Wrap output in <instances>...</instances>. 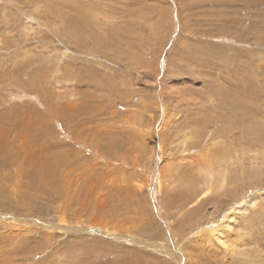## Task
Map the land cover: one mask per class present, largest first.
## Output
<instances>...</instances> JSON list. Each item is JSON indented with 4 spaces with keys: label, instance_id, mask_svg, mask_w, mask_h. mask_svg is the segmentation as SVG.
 <instances>
[{
    "label": "rangeland",
    "instance_id": "374dc122",
    "mask_svg": "<svg viewBox=\"0 0 264 264\" xmlns=\"http://www.w3.org/2000/svg\"><path fill=\"white\" fill-rule=\"evenodd\" d=\"M0 118V264H264V0H0Z\"/></svg>",
    "mask_w": 264,
    "mask_h": 264
},
{
    "label": "bare ground",
    "instance_id": "6f19581e",
    "mask_svg": "<svg viewBox=\"0 0 264 264\" xmlns=\"http://www.w3.org/2000/svg\"><path fill=\"white\" fill-rule=\"evenodd\" d=\"M113 35H115V34L113 33ZM1 119L2 118H0V121H1ZM1 128L2 127H0V129ZM209 147H211V146H209ZM211 177H213V174L211 175ZM52 181H53V179H52ZM71 184L72 183L66 184L65 186L63 185L62 186L63 190H61L59 192L62 195L66 196V197H69V199H67L68 202L74 200V198H75V200L78 199V201L80 202L81 200H83V198L82 197H76L77 193H76L75 188H74V185H73L74 183L72 184V187H71ZM112 185H114V182L110 184V187H112ZM82 193H83V190H82ZM96 193L95 192H91L90 195H92L94 197V199H97L98 197H96ZM57 194H59V193H57ZM81 196H83V195H81ZM247 200H245V201L242 200L243 202H239V203L237 202L236 205L232 206L228 211H226L222 215V217L220 218V220L218 222H215L211 226H207L206 227V230L208 231V233L210 234V236L214 240H216V242H218V244L222 248H224L225 251L229 252V254L237 252L236 251V248L237 247H242V246H245L246 245V243H243V238L246 235L247 228H246V226L241 227L240 222L242 220V217L245 215V213L248 214L249 212H251L252 208H256V206L258 205L257 199L255 200V198H251L248 201ZM101 202H102V200H101ZM103 203H104V200H103ZM96 205L98 206V204H96ZM99 205H102V204H99ZM244 206H246V208H237V207H244ZM111 207H114V204ZM120 213H121L120 211L116 212L117 215H119ZM237 227H240V228L237 229ZM118 229H121V228L118 227ZM209 241H211V240L209 239Z\"/></svg>",
    "mask_w": 264,
    "mask_h": 264
}]
</instances>
